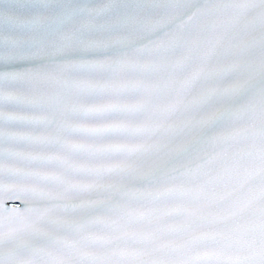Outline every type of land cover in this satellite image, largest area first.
I'll return each mask as SVG.
<instances>
[{
  "label": "snow or ice",
  "instance_id": "6c2138e0",
  "mask_svg": "<svg viewBox=\"0 0 264 264\" xmlns=\"http://www.w3.org/2000/svg\"><path fill=\"white\" fill-rule=\"evenodd\" d=\"M0 264H264V0H0Z\"/></svg>",
  "mask_w": 264,
  "mask_h": 264
}]
</instances>
